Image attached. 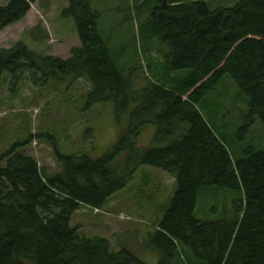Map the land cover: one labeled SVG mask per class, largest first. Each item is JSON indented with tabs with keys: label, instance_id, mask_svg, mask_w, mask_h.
<instances>
[{
	"label": "trees",
	"instance_id": "trees-1",
	"mask_svg": "<svg viewBox=\"0 0 264 264\" xmlns=\"http://www.w3.org/2000/svg\"><path fill=\"white\" fill-rule=\"evenodd\" d=\"M35 1L0 5V31L22 20ZM161 1L138 2L142 15L147 13L149 35L157 34L169 48L144 42L147 76L142 66H122L123 54L109 50L99 29L101 13L91 0H68L61 9L62 17L73 19L81 42L69 58L43 54L25 38L0 49V79L6 71L15 81L28 78L35 85L51 77L84 79L90 85L88 104L113 101L116 118L129 112L132 124L127 125L131 130L123 126L113 148L97 159L86 150L64 152L54 139L61 165L56 172L29 152L34 138L29 129L0 151V264L26 259L34 264H147L128 249L113 251L105 235L89 237L71 225L81 204L104 206L133 177L136 164L176 177V192L158 230L189 247L195 264H264V149L236 142L238 157H233L227 134L218 137L199 108L210 103L209 90L230 73L246 95L244 128L250 131L256 117L264 125V0H237L213 10L206 0ZM155 47L159 54L152 53ZM145 122L157 124V131L142 150L129 132ZM122 149L130 152L116 160ZM212 188L241 191L234 219L194 215L199 192ZM172 252L162 253L158 264H173Z\"/></svg>",
	"mask_w": 264,
	"mask_h": 264
},
{
	"label": "rangeland",
	"instance_id": "rangeland-1",
	"mask_svg": "<svg viewBox=\"0 0 264 264\" xmlns=\"http://www.w3.org/2000/svg\"><path fill=\"white\" fill-rule=\"evenodd\" d=\"M7 1L0 0V5ZM236 1L206 0L212 10L219 6H230ZM138 2L140 4L142 0H91V5L101 13L99 29L108 41L109 50L113 54H123L120 64L142 66L140 69L147 76L149 66L145 47L148 44L144 42L157 41V45L160 43L169 48L157 34L149 35L144 22L147 13L142 15ZM161 2L148 0V6ZM66 5L68 0L33 2L22 20L0 31V49L9 48L25 38L32 49L46 55L69 58L71 49L81 42L73 19L60 14ZM152 53L159 54L156 47L152 48ZM174 73L180 74L182 71ZM150 78L155 81V76ZM214 87L208 92L210 103L207 106L200 104L199 108L218 137L227 134L226 143L232 156L238 157L234 151L236 142L245 141L244 145L255 143L264 149V125L261 120L256 117L250 131L244 128L248 112L246 95L241 92L233 76L224 74ZM89 88V83L84 79L72 81L67 77H51L44 84L35 85L28 78L15 81L10 72H4L0 79V151L14 140L25 137L29 129L34 138L28 150L50 172L61 169L51 144L54 139L60 149L67 153L86 150L97 159L109 152L117 142L121 128L132 125L126 117L129 112L117 119L113 101L88 104L85 95ZM133 106L130 105V109ZM127 130H131V127H127ZM156 131L157 124L145 122L132 133L129 132V136L135 137L136 146L143 150L151 146ZM253 132L256 137L252 136ZM128 152L129 149L119 150L114 157L116 160L125 159ZM176 189L173 174L153 165L136 164L133 177L122 188L111 193L109 200L100 208L101 212L95 213V207L81 204L71 217V225L79 226L80 233L89 237L105 235L113 251L128 249L147 264H158L162 253H168L169 249L174 251L171 255L173 264H195L189 247L173 238L172 242L158 230ZM242 198L239 189H202L197 197L194 215L203 220L234 219L240 213ZM23 264L34 263L26 259Z\"/></svg>",
	"mask_w": 264,
	"mask_h": 264
},
{
	"label": "bare ground",
	"instance_id": "bare-ground-1",
	"mask_svg": "<svg viewBox=\"0 0 264 264\" xmlns=\"http://www.w3.org/2000/svg\"><path fill=\"white\" fill-rule=\"evenodd\" d=\"M143 4V3H142ZM148 19V18H147ZM220 136V135H219Z\"/></svg>",
	"mask_w": 264,
	"mask_h": 264
}]
</instances>
